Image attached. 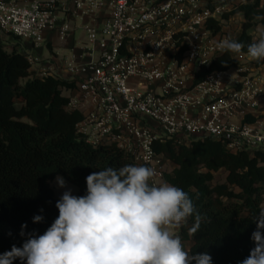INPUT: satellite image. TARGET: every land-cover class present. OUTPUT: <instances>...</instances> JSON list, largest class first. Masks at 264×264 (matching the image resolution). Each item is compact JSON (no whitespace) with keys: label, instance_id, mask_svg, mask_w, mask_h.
<instances>
[{"label":"built area","instance_id":"2783aa9c","mask_svg":"<svg viewBox=\"0 0 264 264\" xmlns=\"http://www.w3.org/2000/svg\"><path fill=\"white\" fill-rule=\"evenodd\" d=\"M65 0L19 4L0 0V32L22 41L43 42L42 32L54 28ZM73 15L103 9L100 26H85L91 60L69 64L67 73L79 100L69 106L84 114L78 126L89 144H114L135 165L156 171L164 183L168 162L157 155V139H214L231 153L264 150V117L243 123L264 102V65H240L216 73L193 87L199 67L222 53L224 38L207 30L209 20L222 21L223 10L206 0H73ZM68 23L58 28L64 39ZM183 49V51H182ZM33 66L34 61L28 58ZM149 119L151 129L143 124Z\"/></svg>","mask_w":264,"mask_h":264},{"label":"trees","instance_id":"16d2710c","mask_svg":"<svg viewBox=\"0 0 264 264\" xmlns=\"http://www.w3.org/2000/svg\"><path fill=\"white\" fill-rule=\"evenodd\" d=\"M235 15H241L244 23L241 34L231 39L243 43L240 55H247V46L259 39L249 31L258 26L264 29V0L233 4L222 21ZM206 28L214 36L222 32V24L212 19ZM234 55L224 51L199 67L193 87L213 74L236 69L240 63ZM253 65L263 66L264 60ZM75 84L40 77L27 56L0 44V254L13 245L21 247L27 233L43 234L58 217V199L50 186L58 175L77 187L81 196L86 194L90 173L135 165L116 145L93 146L79 132L84 116L68 109L70 99L63 96ZM254 121L247 116L243 123ZM152 148L173 165L164 172V183L187 192L203 217L194 236L188 234L194 216L181 228V240L192 243L191 254L207 252L212 264H240L255 246L251 235L256 230L253 219L264 203V150L234 154L225 142L209 138L190 142L157 139ZM222 170L224 181L214 183V175ZM35 215H42L43 221L33 223ZM24 224L26 235L21 236ZM13 264L21 261L16 259Z\"/></svg>","mask_w":264,"mask_h":264},{"label":"clouds","instance_id":"9594fccd","mask_svg":"<svg viewBox=\"0 0 264 264\" xmlns=\"http://www.w3.org/2000/svg\"><path fill=\"white\" fill-rule=\"evenodd\" d=\"M244 44L231 38L219 41L217 48L241 54ZM247 56L264 60V35L247 46ZM156 171L146 165L108 167L86 177V194L73 195L63 177H56L65 188L56 208L59 215L43 234L27 233L21 247L13 245L0 254V264H212L207 252L191 254L179 228L189 217L194 236L203 217L183 189L169 183L154 182ZM41 211H43L41 209ZM44 217L35 215L33 223ZM253 221L254 247L240 264H264V208ZM26 224L21 226L25 236Z\"/></svg>","mask_w":264,"mask_h":264},{"label":"crops","instance_id":"0c3cea01","mask_svg":"<svg viewBox=\"0 0 264 264\" xmlns=\"http://www.w3.org/2000/svg\"><path fill=\"white\" fill-rule=\"evenodd\" d=\"M6 1L27 5L34 1L49 0ZM58 9L56 13V22L53 25L54 28H47L42 32L41 36L43 42L40 45H35L33 41L30 40L22 41L12 38L1 32L0 44L9 51L15 50L31 58L34 61L32 69L35 70L40 77L51 76L60 80L72 81V78L69 77L66 70L68 65H78L87 63L91 60V46L89 45L84 27L87 25L100 26L110 13L108 9H103L89 15H73V0H65ZM65 23H68L70 30L65 38L61 39L58 28ZM63 96L69 99L79 100V95L75 90L64 91ZM68 109L73 110L71 106H68ZM251 117L256 121L264 117V102ZM142 122L147 127L155 129V124L149 119H143ZM168 168H173V165L168 163Z\"/></svg>","mask_w":264,"mask_h":264},{"label":"rangeland","instance_id":"374dc122","mask_svg":"<svg viewBox=\"0 0 264 264\" xmlns=\"http://www.w3.org/2000/svg\"><path fill=\"white\" fill-rule=\"evenodd\" d=\"M240 0H206L208 4L211 5V3H214L217 7H219L221 10H223V13L225 11L231 10L233 4L239 3ZM222 24V32L221 36L219 38H235L241 34L242 31V24L244 23V19L241 15H235L232 16L229 20L221 21ZM264 33V29L262 26H258L252 30L249 31V34H251L254 38H260ZM235 58V56H234ZM239 62L242 65H253L254 63H257L260 60H253L249 58L248 56L244 59L237 58ZM225 172L222 170L214 175V183L217 182H223L225 179ZM61 176V175H58ZM62 177V176H61ZM65 180V179H64ZM66 181V180H65ZM50 186L54 192V196L56 199L59 200L62 193L66 190L65 188H59L56 184V178L50 183ZM66 188L71 189L73 195L78 196V189L77 187L73 186L69 182L66 181ZM262 208H264V203L262 205ZM187 221L181 225L179 228L172 229L174 235L180 236L181 228L182 226H186ZM181 238V237H180ZM184 247L186 250H190L192 243L190 241H182Z\"/></svg>","mask_w":264,"mask_h":264}]
</instances>
